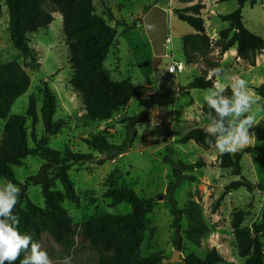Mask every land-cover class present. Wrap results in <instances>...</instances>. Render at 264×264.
Returning <instances> with one entry per match:
<instances>
[{"label": "rangeland", "instance_id": "374dc122", "mask_svg": "<svg viewBox=\"0 0 264 264\" xmlns=\"http://www.w3.org/2000/svg\"><path fill=\"white\" fill-rule=\"evenodd\" d=\"M198 1L183 3L181 0H94L97 15L103 16L105 12L110 11L116 21L129 26L128 30L123 26L116 28L117 36L104 62V68L114 81L127 80L145 89L142 95L133 98L125 108L102 122L89 118L80 95L69 84L73 74L70 64L71 48L66 40L62 16L59 13L53 14L54 21L49 27L28 36L33 58L24 59L12 45L8 12L5 0H1L0 62H18L30 78L28 91L13 104L11 114H24L30 98H35L40 105L46 84L56 100L54 122L62 126L59 134L48 137L49 147L61 153L69 148L72 152L94 157V161L74 165L68 171L79 203L75 205L65 201L63 206L73 224L80 225L104 213H130L131 207L128 204L110 207V201L103 197L108 188H130L139 197L152 200L150 213L146 217L147 229L142 244V255L161 252L166 260L170 259L176 251L173 245L175 230L172 227L170 195L167 193V187L173 177L171 167L164 158L166 149L171 148L173 161L192 164L203 159L207 164L203 169L185 173L193 176L195 182H182L173 194L180 209L188 201L197 203L203 221L209 229L202 237L199 247L185 242V249L180 252V257L194 253L203 258L215 249L224 260L221 264H244V260L237 254L232 218L236 212H243L245 217L241 227L252 233L254 228L260 225L264 214V190L248 193L240 189L220 200L224 189L239 178L234 177L230 170L219 167L217 158L220 152L215 148L204 150L194 142L184 145L177 143L189 129L205 128L209 123L203 113V108L207 106L203 100L205 91L181 88L201 76L204 71L223 67L226 74L242 76L248 82L249 92L257 95L255 89L264 85V53L256 57L254 66H249L237 58L235 48L220 56L217 46L219 32L228 28V24L222 23L219 16L232 13L237 8V3L203 0L201 17L212 46L207 58L213 63V67H206L204 61L187 65L183 56L182 38L194 34V31L172 13L173 10L192 6ZM154 5L168 11L169 40L167 55L161 59L156 74L152 70L151 41L142 24L144 15ZM242 17L244 27L264 39V0L258 1L253 8L245 4ZM104 19L110 26H114V22ZM172 61L182 62L185 65L184 71L176 75L168 74L167 68ZM220 82L226 86L229 83L228 80ZM136 115L142 116L134 126V142L122 155L98 154L84 142L95 135H102L110 144L121 145L126 135L127 120ZM150 115L155 117L158 124L151 130L146 127L141 133L143 128L137 125H150ZM261 116H264V113L258 115L257 119L260 120ZM3 127L4 121L0 120V139ZM250 132L254 134L251 143L235 153L242 154V176L257 185L264 181V167L256 157V152L264 147V120L250 129ZM37 133L39 136L43 134L41 124L37 126ZM30 146H33L31 142ZM43 164L37 157H28L24 166L14 168L18 182L23 184L28 177L36 175ZM50 174L56 182V188L62 190L56 179L57 171L50 169ZM3 180L0 178V182ZM26 194L32 203L44 208L39 186L29 184ZM159 197L161 199H158ZM182 226L185 228V222H182ZM259 240L264 246V233L259 235ZM39 243L54 261L71 256L72 264L97 263L96 254L78 236L69 251L54 243L46 234L41 236Z\"/></svg>", "mask_w": 264, "mask_h": 264}, {"label": "trees", "instance_id": "16d2710c", "mask_svg": "<svg viewBox=\"0 0 264 264\" xmlns=\"http://www.w3.org/2000/svg\"><path fill=\"white\" fill-rule=\"evenodd\" d=\"M181 1L191 3L192 0ZM202 1L199 0L196 4L183 9L173 10V14L194 31V34L182 38L185 63L191 65L204 61L206 67L211 68L213 63L207 57L212 46L201 17V11L204 9ZM230 1H235L237 8L230 14L219 16L222 23L228 24V28L219 32L217 41L219 55L223 56L235 48L237 58L249 66H254L256 57L264 53V39L244 27L242 10L245 4L253 8L261 0H219V3ZM5 6L12 45L24 59L33 58L28 36L49 27L54 21V13L62 16L63 31L71 48L70 64L73 74L69 84L80 95L90 119L105 121L113 113L125 108L133 98L143 94L144 88L135 86L127 80L114 81L104 68V62L117 36L116 28L123 26L128 30L129 26L116 21L110 11L105 12L103 16L97 15L94 0H5ZM1 14L0 0V16ZM104 18L114 22V26H110ZM207 76L208 70L181 89L205 91L212 85ZM29 87L30 78L18 62H0V120L4 121L0 139V178L11 180L22 189L20 201L14 209V214L20 218L19 231L31 235L36 242L46 234L65 251L73 248L75 238L78 236L96 254V264H163L166 258L161 252L142 255V244L147 229L146 217L150 213L152 200L139 197L130 188L112 187L103 194V197L110 201V207L128 204L131 207L130 213L123 215L104 213L80 225L72 223L63 204L68 201L78 205L79 201L68 171L74 165L94 161V157L90 154L72 152L69 148L61 153L49 147L48 137L59 134L62 126L54 122L56 100L46 84L40 105L35 98H30L24 114H11L13 104L28 91ZM255 92L264 97V85L256 88ZM227 94L231 95L230 90ZM209 111L211 110L207 106L203 108L204 115L207 116ZM141 116L136 115L127 120L126 135L121 145L110 144L102 135H95L84 142L98 154L122 155L134 142L136 135L134 126ZM39 124L43 127L41 136L37 133ZM203 129L199 127L189 129L177 143L184 145L194 142L204 150H209L212 147L204 143ZM166 153L164 161L171 167L173 177V181L167 187L173 217L172 227L175 230L173 245L177 252H182L185 249V242L199 247L202 237L209 229L203 221L197 203L188 201L180 209L173 194L182 182H195L193 176L185 173L203 169L207 164L203 159L192 164L173 161L171 148H167ZM28 157H37L44 164L36 175L28 177L21 184L16 178L14 168L24 166V161ZM256 157L264 167V147L256 152ZM217 161L221 169L230 170L234 177L239 178L224 189L220 200L240 189L248 193L264 190V181L254 185L242 176L241 153H220ZM50 169L57 171L56 179L62 190L56 188ZM29 184L40 187L44 208L29 200L26 194ZM244 217L245 214L238 211L233 215L231 222L237 254L244 260V264H264V246L259 240V235L264 233V214L260 225L256 226L252 233L241 227ZM182 222H185V228ZM223 261L222 256L213 249L203 258L190 253L183 258L182 264H221ZM16 264H19V261Z\"/></svg>", "mask_w": 264, "mask_h": 264}, {"label": "clouds", "instance_id": "9594fccd", "mask_svg": "<svg viewBox=\"0 0 264 264\" xmlns=\"http://www.w3.org/2000/svg\"><path fill=\"white\" fill-rule=\"evenodd\" d=\"M208 80L211 87L205 90L204 102L211 111L204 143L221 154H232L249 145L254 138L250 129L257 126L264 116V97L249 92L248 82L238 74H226L223 67L211 68ZM221 80H228L227 86ZM230 90L231 95H228ZM213 113H215L213 115ZM158 121L150 115V125H137L144 132L155 128ZM22 189L11 180L0 182V264H72V257L54 261L39 242L29 234L19 231L20 218L14 209L20 201Z\"/></svg>", "mask_w": 264, "mask_h": 264}, {"label": "water", "instance_id": "95a60500", "mask_svg": "<svg viewBox=\"0 0 264 264\" xmlns=\"http://www.w3.org/2000/svg\"><path fill=\"white\" fill-rule=\"evenodd\" d=\"M167 16L168 11L166 9L154 5L142 19L145 32L151 41L153 51L152 70L154 74L157 72L161 59L167 55V44L169 42ZM158 199H161V197ZM182 260L180 252L175 251L171 258L165 260L163 264L182 263Z\"/></svg>", "mask_w": 264, "mask_h": 264}, {"label": "built area", "instance_id": "2783aa9c", "mask_svg": "<svg viewBox=\"0 0 264 264\" xmlns=\"http://www.w3.org/2000/svg\"><path fill=\"white\" fill-rule=\"evenodd\" d=\"M185 65L180 61H172L168 68L167 73L170 75L180 74L184 71Z\"/></svg>", "mask_w": 264, "mask_h": 264}, {"label": "crops", "instance_id": "0c3cea01", "mask_svg": "<svg viewBox=\"0 0 264 264\" xmlns=\"http://www.w3.org/2000/svg\"><path fill=\"white\" fill-rule=\"evenodd\" d=\"M245 6V5H244Z\"/></svg>", "mask_w": 264, "mask_h": 264}]
</instances>
